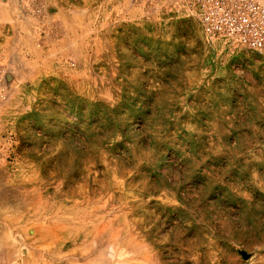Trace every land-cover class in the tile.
I'll return each mask as SVG.
<instances>
[{
	"label": "rangeland",
	"instance_id": "obj_1",
	"mask_svg": "<svg viewBox=\"0 0 264 264\" xmlns=\"http://www.w3.org/2000/svg\"><path fill=\"white\" fill-rule=\"evenodd\" d=\"M168 28L39 81L0 41V264H264V52Z\"/></svg>",
	"mask_w": 264,
	"mask_h": 264
},
{
	"label": "crops",
	"instance_id": "obj_2",
	"mask_svg": "<svg viewBox=\"0 0 264 264\" xmlns=\"http://www.w3.org/2000/svg\"><path fill=\"white\" fill-rule=\"evenodd\" d=\"M40 1L41 16L24 19L2 6L5 15L0 20V41L17 52L16 63L32 74L27 79L36 81L69 65L96 64L104 42L114 49L119 40H128V33L157 25L167 30L182 20L168 8L158 10L157 3L145 6L135 0Z\"/></svg>",
	"mask_w": 264,
	"mask_h": 264
},
{
	"label": "built area",
	"instance_id": "obj_3",
	"mask_svg": "<svg viewBox=\"0 0 264 264\" xmlns=\"http://www.w3.org/2000/svg\"><path fill=\"white\" fill-rule=\"evenodd\" d=\"M145 6L157 3L182 19L195 21L208 40L223 39L249 54L264 52V0H135ZM27 11L43 14L40 0H25Z\"/></svg>",
	"mask_w": 264,
	"mask_h": 264
},
{
	"label": "bare ground",
	"instance_id": "obj_4",
	"mask_svg": "<svg viewBox=\"0 0 264 264\" xmlns=\"http://www.w3.org/2000/svg\"><path fill=\"white\" fill-rule=\"evenodd\" d=\"M57 229H58L57 227H54L53 229H51L49 227L47 229L46 228L42 229L41 226H38L37 230H35L33 234L35 235L36 238L46 236V238L48 237V241H52L55 238V235H56L55 231ZM48 243L52 244V242H48ZM45 247H47V246H45Z\"/></svg>",
	"mask_w": 264,
	"mask_h": 264
}]
</instances>
